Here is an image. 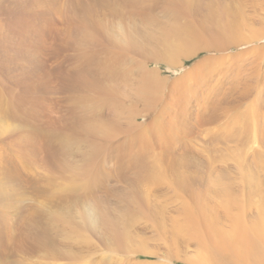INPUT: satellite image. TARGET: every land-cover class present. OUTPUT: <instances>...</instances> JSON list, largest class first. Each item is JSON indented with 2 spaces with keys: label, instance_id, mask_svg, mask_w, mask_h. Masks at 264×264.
I'll return each instance as SVG.
<instances>
[{
  "label": "rangeland",
  "instance_id": "374dc122",
  "mask_svg": "<svg viewBox=\"0 0 264 264\" xmlns=\"http://www.w3.org/2000/svg\"><path fill=\"white\" fill-rule=\"evenodd\" d=\"M263 221L264 0H0V264H264Z\"/></svg>",
  "mask_w": 264,
  "mask_h": 264
},
{
  "label": "bare ground",
  "instance_id": "6f19581e",
  "mask_svg": "<svg viewBox=\"0 0 264 264\" xmlns=\"http://www.w3.org/2000/svg\"><path fill=\"white\" fill-rule=\"evenodd\" d=\"M183 24V23H182ZM184 27H185V25H184ZM182 28V27H181ZM184 29V28H183ZM185 31H187V30H185L184 29V31H181L180 32V34L178 33L179 32V30L177 31V33L176 34H179V36H181V38L178 36V39H182L181 41H182V43L181 44H183V42H184V37L186 36L185 34H188V33H186ZM191 32L190 33H192V29L190 30ZM189 33V34H190ZM183 35H185L184 37H182ZM175 37H177L176 35H174ZM190 36V35H189ZM196 36V35H195ZM194 38H196L195 39V43H196V41H197V36L196 37H194ZM193 38V39H194ZM177 39V38H176ZM187 39V38H186ZM185 39V40H186ZM193 39H191L190 41L188 40V42H187V44L190 42V44H191V42L193 41ZM179 42V41H178ZM194 42H192L193 44H194ZM172 44V43H171ZM197 45V44H196ZM196 47V46H195ZM172 48V47H171ZM199 50V49H198ZM117 55V54H116ZM120 56V55H119ZM118 56V57H119ZM204 63V62H203ZM202 63V64H203ZM201 66V65H200ZM126 73V72H125ZM158 78V77H157ZM156 79V78H155ZM158 81V80H157ZM161 81V80H160ZM163 81V80H162ZM162 83V82H161ZM163 84V83H162ZM246 112H247V110H246ZM240 121V120H239ZM241 122V121H240ZM139 133H141V132H139ZM153 133V132H152ZM140 135H142V134H140ZM137 139V138H136ZM140 139V138H139ZM144 139V138H143ZM147 139V138H146ZM149 141V140H148ZM150 142V141H149ZM140 143V142H139ZM143 144H144V142H143ZM130 146H132L131 144H129ZM146 145V144H145ZM147 146V145H146ZM121 148H123V147H121ZM67 149V148H66ZM130 149V148H129ZM97 150V149H96ZM145 150V149H144ZM121 151H122V149H121ZM125 151V150H124ZM147 151V150H146ZM132 152V151H131ZM16 153V152H15ZM124 153V152H123ZM99 155V154H98ZM116 155V154H115ZM119 155H121V153L119 154ZM141 155V154H140ZM16 156V155H15ZM19 158V157H18ZM115 163V162H114ZM105 172H107V171H105ZM123 173V172H122ZM126 174V173H125ZM77 182V181H76ZM80 182V181H79ZM97 182V181H96ZM91 184V183H90ZM257 187V186H256ZM79 189H80V187H79ZM194 216L192 215V214H189V220H188V223H189V225L191 226V225H193V224H195L194 222ZM263 223H264V221H263ZM262 230H264V227H263V229ZM239 233H240V231H238ZM259 232V231H258ZM214 233V232H213ZM242 235H244L243 237H245V234H243L242 233ZM241 235V233H240V236H242ZM239 236V235H238ZM264 236V235H263ZM230 237V236H229ZM237 237V236H236ZM259 237V236H258ZM219 238V237H218ZM217 239V238H216ZM247 239V238H246ZM217 240H221V239H217ZM225 241L224 242H222V243H219L218 242V246L221 248V251H224V253L226 252V251H229L228 253L229 254H232V255H237V256H239V255H241V254H243L244 256H245V254L247 253V251L249 250V248H248V250L246 251V249H245V245H244V248H242L241 246H240V244L236 241V240H234V238H233V240L232 239H224ZM242 240L243 239H241V241L239 240V242H242ZM246 241V240H245ZM257 241V240H256ZM244 242V241H243ZM245 243V242H244ZM262 247V246H261ZM246 248H247V246H246ZM250 248H251V245H250ZM264 248V247H263ZM262 248V249H263ZM253 250V249H252ZM259 251V250H258ZM263 251V250H262ZM220 252V251H219ZM218 252V253H219ZM251 252V251H250ZM249 252V253H250ZM247 255L248 254H246V257H247ZM259 261V260H258Z\"/></svg>",
  "mask_w": 264,
  "mask_h": 264
}]
</instances>
